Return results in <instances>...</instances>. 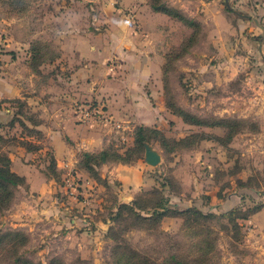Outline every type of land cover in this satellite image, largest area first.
I'll list each match as a JSON object with an SVG mask.
<instances>
[{
  "label": "rangeland",
  "instance_id": "rangeland-1",
  "mask_svg": "<svg viewBox=\"0 0 264 264\" xmlns=\"http://www.w3.org/2000/svg\"><path fill=\"white\" fill-rule=\"evenodd\" d=\"M144 1L0 0V100L7 101L0 108V156L19 157L26 143L41 147L32 161L58 187L56 202L43 205L27 186L10 189V203L0 205V264H171V255L181 264H264V0H148L176 10L181 21L144 15L139 22L132 11ZM155 25L164 31L160 84L167 114L161 113V135L147 132L144 144L161 161L141 163L143 175L171 192L162 193L163 207L194 208L209 216L206 222L113 221L117 181L92 193L78 175L76 192L65 190L62 173L49 166L44 134L33 129L37 100L65 89L73 69L85 64L70 65L61 50L69 35L111 42V33ZM172 111L181 116L173 122ZM124 137L114 142L122 149L132 142L130 132ZM144 194L136 199L157 203V195Z\"/></svg>",
  "mask_w": 264,
  "mask_h": 264
},
{
  "label": "crops",
  "instance_id": "crops-1",
  "mask_svg": "<svg viewBox=\"0 0 264 264\" xmlns=\"http://www.w3.org/2000/svg\"><path fill=\"white\" fill-rule=\"evenodd\" d=\"M135 5L138 6L132 11L133 17L139 22L144 15L154 21L170 20L163 14L153 12L148 0ZM139 33L135 27L130 31H117L111 33V42L98 40V35H69L61 50L69 54L70 59L72 57L70 65L73 62L80 63L81 60H84L85 64L73 69L65 89L52 88L46 100H37L34 105L38 112L35 130L44 134L57 171L62 173L64 165L76 169L83 180H88L92 193L106 192L111 182L117 181L120 188L115 192L116 207L132 204L138 193H148L160 188L155 179L143 175L141 163L145 162L144 155L143 161L139 159L132 164L102 165L98 173L101 179L106 181V187L88 176L86 178L85 174L77 169V165L83 153L97 154L113 147L123 154L134 146L136 127L164 130L161 126L164 116L161 113L167 111L161 93L160 70L165 61V53L161 56L159 46L164 31L159 25H155L152 29ZM90 102L102 104L109 119L107 123L79 121L78 108ZM168 114L171 122L176 120L174 115ZM126 132H130L132 142L129 148L122 149L114 142H126ZM23 149L20 150L19 157H8L11 171L25 179L26 193L36 194L38 203L46 204L48 198L56 202L52 195L58 189L56 180L46 175L43 166H37L32 161L41 150L28 152L24 147ZM28 159L32 163H29ZM174 179L183 192L182 183L175 177ZM125 188L133 194H123L127 193ZM162 193L171 192L164 187ZM255 215L257 214L252 217ZM100 223L105 224L103 221Z\"/></svg>",
  "mask_w": 264,
  "mask_h": 264
},
{
  "label": "trees",
  "instance_id": "trees-1",
  "mask_svg": "<svg viewBox=\"0 0 264 264\" xmlns=\"http://www.w3.org/2000/svg\"><path fill=\"white\" fill-rule=\"evenodd\" d=\"M149 6L151 10L155 13H160L163 14L170 19L174 20H180L178 16V12L176 10L169 9L162 3H157L153 2L152 3L149 1ZM192 23H189V26H192ZM7 101H0V108L1 106ZM16 103L20 104L19 100H15ZM172 114L174 116L181 117L178 113H175L172 111ZM184 118V117H182ZM34 127L37 126V123L33 124ZM217 127H224L222 125H214ZM35 129V128H33ZM147 132H154V134L161 135V131L158 130H150L149 128L146 127H136L134 130V146L132 148L127 149L123 154H120L116 149L113 147L107 148L97 154H89V153H83L81 155V160L78 163V167L82 168L88 175L89 178L94 180L96 183L106 187L107 184L104 180L101 179L98 173V169L108 163H118V164H132L136 162L137 160L141 159L140 155L142 149H144L143 144L144 143H149L148 138H147ZM162 138V144H164V137ZM204 139V138H203ZM208 140H212L219 145H221L216 139L211 138ZM222 146V145H221ZM22 147H24L28 152H39L42 150L41 147L33 145L32 143H26L25 145L22 144ZM49 166H52L54 170H56V162L54 161L52 155L50 156L49 159ZM4 165V167H0V205L1 207L4 206L6 207L7 204L10 203L12 194L10 192L11 188H18V187H23L26 186L25 179L14 172L11 171L10 169V160L7 156H0V163ZM77 167V168H78ZM47 175V174H46ZM163 186L160 185V188L158 189H153L151 192L145 193L144 197L150 196L153 193L158 196V200L155 202H152V200H145L142 201L141 198L135 199V201L130 204H122L118 207H116V213L114 215L113 221L115 222H125L127 219H134L136 220H141V221H151V220H158L157 223L162 222L165 218H173V219H181L184 221L185 224L191 222H200V220L203 222L207 221L209 216L203 215L199 211L195 210L194 208H186L184 210H168L165 207L161 205L162 201L164 200V197H162V190ZM261 209L260 207H256L254 211H252V214H255L256 212ZM152 210V213L150 212ZM149 212V213H148ZM140 213H144L147 215H150V217H142ZM234 213V211L230 212ZM229 214V215H230ZM252 214L247 215L248 217ZM246 216V217H247ZM242 218V220H245L247 218ZM170 259L172 260L171 264H181L179 261H177L176 257L174 255L170 256Z\"/></svg>",
  "mask_w": 264,
  "mask_h": 264
},
{
  "label": "built area",
  "instance_id": "built-area-1",
  "mask_svg": "<svg viewBox=\"0 0 264 264\" xmlns=\"http://www.w3.org/2000/svg\"><path fill=\"white\" fill-rule=\"evenodd\" d=\"M78 115L79 121L81 123H87L90 121L107 123V121L109 120L104 113L103 106L99 103L90 105V108H87L86 106H80L78 108ZM61 170V177H63L64 189L75 193L78 188L79 182L76 170L74 168H69L67 165H64Z\"/></svg>",
  "mask_w": 264,
  "mask_h": 264
},
{
  "label": "water",
  "instance_id": "water-1",
  "mask_svg": "<svg viewBox=\"0 0 264 264\" xmlns=\"http://www.w3.org/2000/svg\"><path fill=\"white\" fill-rule=\"evenodd\" d=\"M144 161L150 167H156L160 161V155L149 145L144 144Z\"/></svg>",
  "mask_w": 264,
  "mask_h": 264
}]
</instances>
